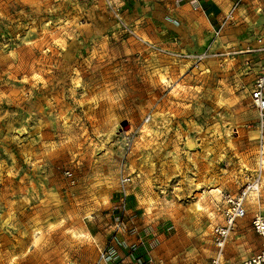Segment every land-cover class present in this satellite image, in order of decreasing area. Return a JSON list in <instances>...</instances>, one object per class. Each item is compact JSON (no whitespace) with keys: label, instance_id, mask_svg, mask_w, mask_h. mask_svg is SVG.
<instances>
[{"label":"rangeland","instance_id":"obj_1","mask_svg":"<svg viewBox=\"0 0 264 264\" xmlns=\"http://www.w3.org/2000/svg\"><path fill=\"white\" fill-rule=\"evenodd\" d=\"M153 1L0 0V264H207L225 197L261 176L224 264L258 251L264 0L218 29ZM140 10L181 32L141 34Z\"/></svg>","mask_w":264,"mask_h":264},{"label":"built area","instance_id":"obj_2","mask_svg":"<svg viewBox=\"0 0 264 264\" xmlns=\"http://www.w3.org/2000/svg\"><path fill=\"white\" fill-rule=\"evenodd\" d=\"M242 0H237L228 15L226 21L221 27L226 25L227 21L234 17V12L240 5ZM206 55H198V59H205ZM250 99L252 106L257 111L259 116V122L264 128V59L261 62L258 73L253 82V86L250 91ZM259 162L262 169L264 161V151H259ZM129 179L126 177L122 180V187L124 190V196H126L125 187ZM261 188V176L256 177L247 186L236 195H228L225 197V209L223 211V222L213 229V241L216 249L215 255L210 259L207 264H224L225 249L231 233L233 232L238 220L242 219L246 215V200L251 193H258ZM253 231L261 239V248L253 256L249 257L244 261L243 264H264V210L256 215L252 220ZM103 258L105 259L104 255Z\"/></svg>","mask_w":264,"mask_h":264},{"label":"crops","instance_id":"obj_3","mask_svg":"<svg viewBox=\"0 0 264 264\" xmlns=\"http://www.w3.org/2000/svg\"><path fill=\"white\" fill-rule=\"evenodd\" d=\"M159 1L161 2V5H163L165 8L176 9L178 7L180 9L186 11V13L188 12L186 9H189V11H193L194 14H198V15L201 14L200 11H202L203 7H204L205 8V10H204L205 14L207 16L213 17V20L215 21V24H216L215 29L219 28V26L222 24V21L226 15L227 11L235 3L234 2L235 0H159ZM245 1H247V0H245ZM139 3H141V1ZM142 3H144V4L148 3L150 5H156L153 0H143ZM165 8H163L162 11H164ZM179 13H181V11ZM145 15L146 14H144L142 12V10H140V13L137 17V19H138L137 20L138 21V28L137 29L141 34H144V32H146L151 36L150 33L152 31L153 34L155 35V31H153L152 28H157V27H160L164 30L169 29L170 33H172V34L178 33V32L180 33L181 32L180 30H182L181 27L176 25L175 22H171V19L169 20L167 13L166 14L158 13L157 16H153V17L149 14L148 18H146ZM175 15H176V12H175ZM176 17H177V15H176ZM183 20H185V19H183ZM189 27H190V25H189ZM182 34H184V33H182ZM252 220H253V218H252ZM252 220H251V222H252ZM239 222H241V221H239ZM239 227H241L242 232H235L233 235H234V238L236 239L237 243H241V245H245L244 238L243 237L241 238V236H244L245 229H247V227L245 224L243 226H239ZM252 231H253V228H252ZM246 232H248V231L246 230ZM253 233L257 237V240L259 241V243L257 245L258 246L257 248L259 251L261 248V239L254 231H253ZM227 246H228V244H227ZM258 251H256V253ZM255 254H253V255H255ZM253 255L251 254V256H253Z\"/></svg>","mask_w":264,"mask_h":264},{"label":"bare ground","instance_id":"obj_4","mask_svg":"<svg viewBox=\"0 0 264 264\" xmlns=\"http://www.w3.org/2000/svg\"><path fill=\"white\" fill-rule=\"evenodd\" d=\"M262 163H263V166H264V161ZM263 166H262V169H264Z\"/></svg>","mask_w":264,"mask_h":264}]
</instances>
